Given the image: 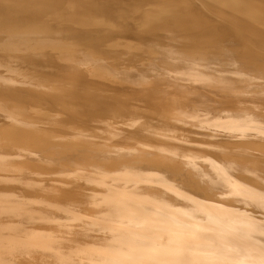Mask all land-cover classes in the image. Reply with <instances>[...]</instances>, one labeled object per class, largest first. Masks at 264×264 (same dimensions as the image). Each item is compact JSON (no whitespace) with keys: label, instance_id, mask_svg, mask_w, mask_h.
<instances>
[{"label":"bare ground","instance_id":"1","mask_svg":"<svg viewBox=\"0 0 264 264\" xmlns=\"http://www.w3.org/2000/svg\"><path fill=\"white\" fill-rule=\"evenodd\" d=\"M0 264H264V0H0Z\"/></svg>","mask_w":264,"mask_h":264},{"label":"rangeland","instance_id":"2","mask_svg":"<svg viewBox=\"0 0 264 264\" xmlns=\"http://www.w3.org/2000/svg\"><path fill=\"white\" fill-rule=\"evenodd\" d=\"M102 117H103V118H102ZM102 117H100V118H102V119H101L102 122H103L104 120L108 119V118L105 119V116H104V115H103ZM50 178H51V179H49V180H52V179H55L56 177H54V178L50 177ZM45 180H47V179H45ZM49 180H48V181H49ZM45 195H46V194H45ZM45 195H44V196H45ZM48 196H49V197H48ZM48 196L46 195L47 198H52L53 194H52V196H51V194H48Z\"/></svg>","mask_w":264,"mask_h":264}]
</instances>
